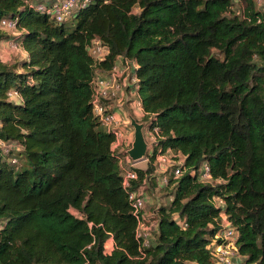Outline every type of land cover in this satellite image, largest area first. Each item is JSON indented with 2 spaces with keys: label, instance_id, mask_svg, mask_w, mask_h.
Returning a JSON list of instances; mask_svg holds the SVG:
<instances>
[{
  "label": "trees",
  "instance_id": "obj_1",
  "mask_svg": "<svg viewBox=\"0 0 264 264\" xmlns=\"http://www.w3.org/2000/svg\"><path fill=\"white\" fill-rule=\"evenodd\" d=\"M246 1L242 15L232 0H91L69 31L31 0H0V23L20 33L0 25V43L26 53L0 58V264H217L228 229L240 264H264V12ZM96 40L109 49L100 64ZM120 57L136 64L128 91L154 137L130 190L127 152L92 102L97 71ZM168 151L184 161L144 247L129 193Z\"/></svg>",
  "mask_w": 264,
  "mask_h": 264
},
{
  "label": "built area",
  "instance_id": "obj_2",
  "mask_svg": "<svg viewBox=\"0 0 264 264\" xmlns=\"http://www.w3.org/2000/svg\"><path fill=\"white\" fill-rule=\"evenodd\" d=\"M40 4L37 6L31 7L35 8L39 13L46 14L54 19L58 24H63L70 19H74L79 12L87 8L91 0H39ZM241 0H233L234 3H238ZM1 28L6 32H18L17 24L15 21L10 19H3L0 23ZM17 44V43H16ZM18 46V45H17ZM109 54L108 46L103 43L101 40H96L90 47V55L96 64L104 62ZM136 69V64L124 57L117 59L113 68L107 72L103 73L99 70L93 80V113L98 118L102 127L109 132H114L116 136V141L114 143V150H116L121 143V131L120 126L124 123L123 117H120V114H125V109L122 108L119 100L129 94H133L136 97V94L133 91H128V89L134 88L136 84V78L133 76L134 70ZM136 110L142 111L141 102L136 99L135 101ZM151 136L152 134L149 133ZM153 142H154V137ZM132 145V143H130ZM153 144V143H152ZM0 146L5 148V144L0 142ZM181 158L179 164L176 166L182 165L184 157L179 155ZM176 158L172 151L167 153L160 154L157 158V169L163 170L164 173H168V167L171 165L172 161ZM128 167L123 166V187L125 190H130L132 188V183L139 181V174L134 169L136 168L135 164L131 161L128 156ZM182 175V169L180 167L176 168L174 171V178H179ZM200 180L205 183L212 182V175L210 167L207 164H204L200 169ZM148 181L139 187L137 191L129 193V202L133 208V213L138 221V229L136 238L142 243V246L149 247L153 243L154 238L150 236L148 232L145 231V207H146V198L142 192V188L146 185ZM163 184L167 186L168 177H164ZM155 216H158V213H154ZM220 237H224L230 242L220 245H213V254L214 258L217 261V264H236L234 259L239 257L237 253V248L235 246V238L233 231L228 229L224 231ZM240 258V257H239ZM238 259V258H237ZM236 260V259H235Z\"/></svg>",
  "mask_w": 264,
  "mask_h": 264
},
{
  "label": "rangeland",
  "instance_id": "obj_3",
  "mask_svg": "<svg viewBox=\"0 0 264 264\" xmlns=\"http://www.w3.org/2000/svg\"><path fill=\"white\" fill-rule=\"evenodd\" d=\"M33 6H38L41 1L39 0H31ZM233 2V0H232ZM255 2V8L259 11L264 12V0H254ZM234 10L238 14L244 13L245 9L248 6V3L246 0H241L238 3H234ZM73 18L70 19L66 25L68 27V30L71 31L73 29ZM10 36H15L14 32H7ZM214 54H217V51L214 52ZM0 58H2L6 62H19L22 61L25 58L24 51L21 47L17 46L16 42L14 41H8V42H2L0 43ZM135 101L136 97L133 94H129V96H125L124 98L119 100V103L122 108H129V111L126 112L125 114H120V117H123L124 123L120 126V131H121V143L120 146L116 150H120V152H123L124 149L127 148V146L134 142V129L130 127V120L127 115L133 116L139 123H148L146 121H143L141 118L142 111L138 109L136 110L135 107ZM128 105V106H127ZM148 126V124H147ZM145 133L147 136L148 143L150 144L151 148L149 151V154H151L152 150V143H153V138L148 132V127L145 129ZM176 158L172 161L171 165L168 167L170 170L173 166H176L179 164L180 156L176 155ZM123 164L125 167H128V159L124 158ZM136 168H142L145 169L148 167V159H145L144 161L138 163V165L135 166ZM163 170L157 169L156 175H160V177L156 176V179H152L146 183V185L142 188V192L145 195V198L147 200L146 202V207H145V218L146 221L145 223V231L150 234L152 238H155L156 231H157V226H158V221H157V216L154 215V213H158L160 207H169L170 203L172 202V193H173V188H166V185L162 183L163 178L169 177L168 173H164ZM162 172V173H160ZM238 258V259H237ZM235 258L236 260H240L239 257ZM234 259V262L236 264H239L236 260ZM243 260V259H242Z\"/></svg>",
  "mask_w": 264,
  "mask_h": 264
},
{
  "label": "water",
  "instance_id": "obj_4",
  "mask_svg": "<svg viewBox=\"0 0 264 264\" xmlns=\"http://www.w3.org/2000/svg\"><path fill=\"white\" fill-rule=\"evenodd\" d=\"M125 111L128 112L129 108H125ZM127 116L130 120V127L134 129V142H132L131 149L127 152V155L129 156L133 164L137 165L138 163L147 159L151 148L145 133V129L146 127H148V123H139L130 114Z\"/></svg>",
  "mask_w": 264,
  "mask_h": 264
},
{
  "label": "crops",
  "instance_id": "obj_5",
  "mask_svg": "<svg viewBox=\"0 0 264 264\" xmlns=\"http://www.w3.org/2000/svg\"><path fill=\"white\" fill-rule=\"evenodd\" d=\"M20 33L19 32H16L14 35L15 36H18ZM24 55H25V57H26V53L24 52ZM13 100H15V101H18L19 99L17 98V97H14L13 98ZM142 115H143V112H142ZM141 115V116H142ZM130 149H128V148H126V149H124L123 151H126V152H128ZM138 165V164H137ZM142 169V168H141ZM163 172V171H162ZM162 172H160V173H162ZM156 176H158V177H160V175H156ZM239 264L240 263H242V260L240 259V260H236Z\"/></svg>",
  "mask_w": 264,
  "mask_h": 264
}]
</instances>
